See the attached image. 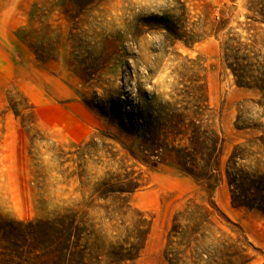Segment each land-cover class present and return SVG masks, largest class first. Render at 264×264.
Instances as JSON below:
<instances>
[{
	"label": "rangeland",
	"instance_id": "1",
	"mask_svg": "<svg viewBox=\"0 0 264 264\" xmlns=\"http://www.w3.org/2000/svg\"><path fill=\"white\" fill-rule=\"evenodd\" d=\"M180 2L184 37L161 62L152 53L155 40L136 32L143 18L171 9L166 0H0V249L16 240L13 230L22 224V249L35 243V264H47L50 256L41 244L51 237L48 223L59 218L64 230L68 222L78 225L71 240L79 236L85 264H115L114 249L131 241L136 214L104 216L87 202L93 187L116 175V154L124 169L136 171L139 187L127 197L130 207L149 221L141 249L127 264H167L173 216L186 203L192 208L209 201L251 244L250 264H264V214L233 205L223 174L236 145L264 135V95L237 86L223 61L224 43H249L248 28H256L264 39V0ZM263 55L264 48L259 62ZM185 58L198 64L194 71L204 81L209 111L202 127L215 129L222 139V174L211 193L178 171L164 150L157 166L141 163L140 140L98 112H111L125 61L133 70L126 88L130 99L136 100L141 84L149 95L171 102L181 88L174 67ZM238 113L241 121L259 127L235 128ZM90 138L93 142L83 146ZM165 142L171 144V137ZM245 157L244 169H255L254 153ZM4 231L14 237H4Z\"/></svg>",
	"mask_w": 264,
	"mask_h": 264
},
{
	"label": "trees",
	"instance_id": "2",
	"mask_svg": "<svg viewBox=\"0 0 264 264\" xmlns=\"http://www.w3.org/2000/svg\"><path fill=\"white\" fill-rule=\"evenodd\" d=\"M166 1L171 9L143 18L136 32L137 37L147 34L155 40L156 50L152 53L161 62L168 58L175 44L184 37L180 24L183 5L180 0ZM249 11L260 12L255 8H249ZM221 25L222 21H219L217 30ZM246 31L249 43H240L238 39H230L224 43L223 61L237 86L256 88L264 95V55L258 61L261 49L264 48V39L259 37L254 27ZM133 38L136 40L134 36ZM198 67V64L187 58L184 62L175 64L176 83L181 88L174 92L171 102H162L154 94L149 95L141 88V84L137 87L135 100L130 99L126 93L133 70L128 61H125L121 72L122 85L111 112H98L120 131L140 140V152L143 156L141 163L157 166L162 154L160 152L164 150L174 158L178 171L191 176L211 193L222 174V139L215 129L202 127V119L209 108L204 81L194 71ZM235 122L237 129L246 128L247 125L259 127L241 121L239 113ZM237 122L240 124L237 125ZM166 137H171V144L174 141L180 144L178 147L171 146L165 142ZM91 142L93 138L82 144L86 146ZM246 153H254L256 156L255 169H244L242 164L247 157L243 158V155ZM116 156L112 155L118 169L116 175L102 180L92 188L87 205L99 208L104 216L111 215L114 218L127 217L131 212L136 214L134 228L129 236L131 241L127 240L128 242L119 244L114 249L117 256L115 264H127L141 249L149 221L142 212L131 209L127 200L128 195L139 187L136 171L124 169L122 162L115 160ZM259 164L264 169V135L236 145L227 158L223 174L230 187L233 205L255 209L264 214V172L258 170ZM110 179L115 183H109ZM244 184H248L251 190L245 188ZM58 221L59 218H56L48 223L51 237L47 239L48 246L41 244L42 250H46L50 256L47 264H85V251L78 246L79 236L74 234V241L71 240L78 225L68 222V227L64 230ZM18 226V229L13 230L17 233L16 240L6 241L1 246L3 250L0 249V264H35V259H39V255L34 252L38 247L35 243L27 244L22 249L20 242H25V239L21 232L22 224ZM9 232L4 231V237H14V233ZM166 241L164 258L167 264H250L253 260L248 253L251 244L212 201L206 205L194 204L192 208L186 203L184 209L173 216Z\"/></svg>",
	"mask_w": 264,
	"mask_h": 264
}]
</instances>
